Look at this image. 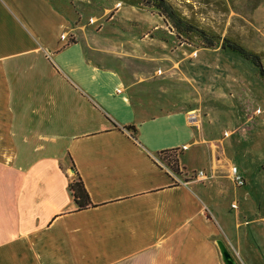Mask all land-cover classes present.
<instances>
[{"label":"crops","instance_id":"crops-1","mask_svg":"<svg viewBox=\"0 0 264 264\" xmlns=\"http://www.w3.org/2000/svg\"><path fill=\"white\" fill-rule=\"evenodd\" d=\"M73 32L50 0H0V264H223L217 241L264 264V189L231 198L202 108ZM172 152L183 184L155 162Z\"/></svg>","mask_w":264,"mask_h":264},{"label":"rangeland","instance_id":"rangeland-1","mask_svg":"<svg viewBox=\"0 0 264 264\" xmlns=\"http://www.w3.org/2000/svg\"><path fill=\"white\" fill-rule=\"evenodd\" d=\"M50 1L69 18L72 40L87 37L99 49L101 65L174 94L177 103L190 97L189 108H202L197 114L203 115L205 135L221 140L219 152L245 181L234 187L232 199L264 189V82L251 63L221 46L232 43L264 55V0H167L213 40V48H204L197 37L177 39L154 9L112 0Z\"/></svg>","mask_w":264,"mask_h":264},{"label":"trees","instance_id":"trees-1","mask_svg":"<svg viewBox=\"0 0 264 264\" xmlns=\"http://www.w3.org/2000/svg\"><path fill=\"white\" fill-rule=\"evenodd\" d=\"M120 2L125 6L129 7H146L154 9L158 12L159 16L169 25L172 32L175 33L177 39L188 40L192 37H197L200 40L201 45L204 48H213L214 42L209 39L203 31L198 30L196 27L191 25L181 14L174 12L172 7L169 5L167 0H112ZM222 48L230 50L232 53L237 54L241 59L251 63L257 70L259 78L264 82V67L262 65L263 54H257L254 52L246 51L243 47L225 43L221 45ZM166 162L172 167L173 171L178 173L177 159L174 153H170L167 156ZM70 194L77 205L78 210H84L90 207L88 197L83 189L80 182H74L69 185Z\"/></svg>","mask_w":264,"mask_h":264},{"label":"built area","instance_id":"built-area-1","mask_svg":"<svg viewBox=\"0 0 264 264\" xmlns=\"http://www.w3.org/2000/svg\"><path fill=\"white\" fill-rule=\"evenodd\" d=\"M119 6H120V4H119ZM61 38H62V39H65L64 36H61ZM174 154H175V153H174ZM155 162H156L160 167L164 168V169L167 171V173L170 175V177H172V179L176 180V182H177L178 184H183L182 181H181V180L179 179V177H178V173H176V172L173 171L172 167L169 166V165L167 164L166 159H160V160L157 159V160H155ZM193 176H195V177H197V178H199V179H204V178H205L203 172H198V173H196V174L193 175ZM231 176H232V179H233V183H234V185H235L236 187H242V186H244L245 182H244V180H243V179L237 174V171H236L235 168L232 169ZM233 207H234V206H233Z\"/></svg>","mask_w":264,"mask_h":264},{"label":"water","instance_id":"water-1","mask_svg":"<svg viewBox=\"0 0 264 264\" xmlns=\"http://www.w3.org/2000/svg\"><path fill=\"white\" fill-rule=\"evenodd\" d=\"M216 244L223 264H237L227 247L221 241H217Z\"/></svg>","mask_w":264,"mask_h":264},{"label":"bare ground","instance_id":"bare-ground-1","mask_svg":"<svg viewBox=\"0 0 264 264\" xmlns=\"http://www.w3.org/2000/svg\"><path fill=\"white\" fill-rule=\"evenodd\" d=\"M232 169H233V168H232ZM232 169H231V172H232ZM231 172H230V173H231Z\"/></svg>","mask_w":264,"mask_h":264}]
</instances>
